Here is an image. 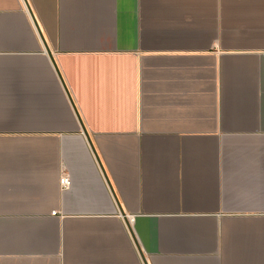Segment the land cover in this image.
<instances>
[{
    "label": "crops",
    "instance_id": "1",
    "mask_svg": "<svg viewBox=\"0 0 264 264\" xmlns=\"http://www.w3.org/2000/svg\"><path fill=\"white\" fill-rule=\"evenodd\" d=\"M0 264H264V0H0Z\"/></svg>",
    "mask_w": 264,
    "mask_h": 264
},
{
    "label": "built area",
    "instance_id": "2",
    "mask_svg": "<svg viewBox=\"0 0 264 264\" xmlns=\"http://www.w3.org/2000/svg\"><path fill=\"white\" fill-rule=\"evenodd\" d=\"M70 178L69 176L63 172L59 179V186L62 190H66L70 187ZM129 221H132V218H128Z\"/></svg>",
    "mask_w": 264,
    "mask_h": 264
}]
</instances>
